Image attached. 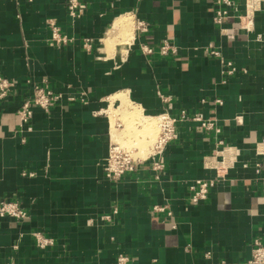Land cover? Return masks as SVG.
<instances>
[{"label": "crops", "instance_id": "1", "mask_svg": "<svg viewBox=\"0 0 264 264\" xmlns=\"http://www.w3.org/2000/svg\"><path fill=\"white\" fill-rule=\"evenodd\" d=\"M235 1L236 11L216 24L213 0H84L74 21L66 0H0V77L15 82L0 100V196H17L28 211L23 221L0 217V264H116L120 255L128 264L250 259L253 240H264V156L256 154L264 139V0L250 30L240 18L246 0ZM50 23L65 43L52 39ZM164 40L176 54L160 53ZM142 44L153 52L143 53ZM210 44L222 59L207 52ZM33 82L62 98L49 112L34 108L28 130L17 111ZM182 109L215 118L219 131L180 121L160 180L148 162L118 181L105 177L110 138L124 143L141 118ZM219 140L237 149V161L207 199L192 203L189 186L215 176L203 158L221 149ZM35 232L52 244L40 247Z\"/></svg>", "mask_w": 264, "mask_h": 264}, {"label": "built area", "instance_id": "2", "mask_svg": "<svg viewBox=\"0 0 264 264\" xmlns=\"http://www.w3.org/2000/svg\"><path fill=\"white\" fill-rule=\"evenodd\" d=\"M84 0H66L68 14L71 20L77 19L83 11ZM215 5L213 21L216 24L224 23L225 19L231 15L232 11H236L235 0H213ZM257 0H246V14L240 16L241 25L243 28L250 30L253 22V12L256 7ZM243 19H246V24H243ZM52 28V39L57 43H65L67 37L62 34L59 27L54 23H50ZM137 26L140 30H146V25L143 21H139ZM222 33L228 38L234 37L233 30L222 28ZM259 40L264 41L261 34L258 35ZM93 40L85 41V46L90 47ZM159 51L163 55L176 54L177 47L173 42L164 40L159 45ZM140 49L143 53L151 54L153 47L147 44H142ZM207 52L211 55L222 59L221 52L218 48L210 44L207 47ZM225 64V72L228 75L233 74L236 69L230 61L222 60ZM15 82L13 80L0 77V100L6 98L13 88ZM32 94L27 97L21 104L17 111L20 126L27 125V129L32 116L34 108H41L46 112H49L51 107L62 98L61 93L54 92L53 89L46 82H33L32 83ZM221 103V99L216 100ZM150 118L155 119L157 127V137L154 142L150 145L149 152L146 156L135 155L134 150L136 147L122 144L119 141H115L110 138L107 157L104 164L105 177L112 181L120 180L125 174L135 171L139 165L148 162L149 169L152 172L153 180H160L165 170V163L162 159L167 144L178 137V122L182 121H193L198 122L200 127L206 131L214 130L219 131L216 125L215 118H209L204 116L202 112L190 113L187 110L182 109L178 115H172L169 112H162L151 116ZM220 150H217L214 154L205 156L203 158V165L209 170L215 171V176L207 178L201 177L194 181L189 186V200L192 203H199L207 199L210 190L217 185L221 180L224 179L227 171L234 166L237 161V149L234 146L225 144L222 140H219ZM256 154L258 156H264V139L256 143ZM255 166L259 168L261 162L255 163ZM264 196V189H263ZM154 211L165 212L168 216L171 215L170 210H166V206L154 205ZM117 211V209L115 210ZM9 216L16 220H25L28 217V211L21 204L20 199L17 196L1 197L0 196V217ZM109 219V218H108ZM34 237L37 244L40 247H46L52 244V239L48 236L43 235L40 232H35ZM131 261L129 256L120 255L116 259V264H128ZM7 264H14L9 262ZM244 264H264V240L257 237L253 240L251 257Z\"/></svg>", "mask_w": 264, "mask_h": 264}, {"label": "rangeland", "instance_id": "3", "mask_svg": "<svg viewBox=\"0 0 264 264\" xmlns=\"http://www.w3.org/2000/svg\"><path fill=\"white\" fill-rule=\"evenodd\" d=\"M128 39H126V40H128ZM151 122H152V126H153L151 131L146 132L144 130L146 126H144V127L141 126L140 129L139 128H134V131H135L134 136L127 137V139H125L123 141L124 143H122V144L127 143L128 146L136 147V149L134 150V154L136 153L135 155H138V153H139V154H143L141 156H144V154L148 153L149 149H150V145L154 142V140L157 137L158 130H157V127H156V121H155V119L151 118V120H148L147 123H151ZM131 130L132 129L129 130L130 132L127 130L130 135L133 132ZM128 133H127V135H128ZM149 134H150V136H149ZM140 136H141V138H140ZM140 148H143L144 152L140 153Z\"/></svg>", "mask_w": 264, "mask_h": 264}, {"label": "bare ground", "instance_id": "4", "mask_svg": "<svg viewBox=\"0 0 264 264\" xmlns=\"http://www.w3.org/2000/svg\"><path fill=\"white\" fill-rule=\"evenodd\" d=\"M128 19H129V17H128ZM124 20H126V19H124ZM127 21V20H126ZM125 21V22H126ZM128 21H130V20H128ZM129 23H131V22H129ZM120 25H122V24H120V20H118L117 22H116V24H115V26L116 27H120ZM124 26H126V25H124ZM128 29V28H127ZM114 31V30H113ZM119 31V30H118ZM128 31V30H127ZM115 32H117V31H115ZM129 32V31H128ZM118 35H119V33H118ZM129 33H127V36H126V38H124L125 40L126 39H128L129 38ZM121 38V37H120ZM124 101H125V99H124ZM127 102H128V100H127ZM126 103V102H125ZM135 107V106H134ZM138 109V108H137ZM134 111H136L137 112V110H134ZM135 113V112H134ZM131 116V115H130ZM136 116H137V114H136ZM139 116H140V114H139ZM142 116V115H141ZM130 118V117H129ZM129 118H128V120H129ZM134 119V120H133ZM146 119V118H145ZM130 123H133L134 121H135V118H133V116L130 118ZM148 120H151V119H147V120H142V118H141V120H139L138 122H141V124H142V126L144 127V126H146L145 127V131L146 132H148V131H151L152 130V122L151 123H147L148 122ZM135 122H137V121H135ZM140 124V125H141ZM136 125V124H135ZM134 127V126H133ZM140 127V126H139ZM139 130V129H138ZM115 135H116V133H115ZM149 136H150V134H149ZM114 137V136H113ZM119 137H121L120 135H119ZM140 138H141V136H140ZM119 139V138H118ZM115 140V139H114ZM132 140V139H131ZM118 141V140H117ZM121 141V143H122V140H120ZM119 141V142H120ZM136 152V151H135ZM142 152H144V149L143 148H140V153H142ZM136 154V153H135ZM139 154V153H138ZM139 155H143V154H139Z\"/></svg>", "mask_w": 264, "mask_h": 264}]
</instances>
